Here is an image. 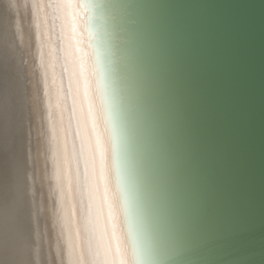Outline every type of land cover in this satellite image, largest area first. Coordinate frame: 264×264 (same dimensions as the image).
I'll use <instances>...</instances> for the list:
<instances>
[{"label": "water", "instance_id": "water-1", "mask_svg": "<svg viewBox=\"0 0 264 264\" xmlns=\"http://www.w3.org/2000/svg\"><path fill=\"white\" fill-rule=\"evenodd\" d=\"M77 2L130 264H264V0ZM47 5L56 14L55 0ZM55 14L56 76L75 135L79 62L76 89ZM87 137L96 205L70 143L87 264H105V253L116 264Z\"/></svg>", "mask_w": 264, "mask_h": 264}, {"label": "rangeland", "instance_id": "rangeland-1", "mask_svg": "<svg viewBox=\"0 0 264 264\" xmlns=\"http://www.w3.org/2000/svg\"><path fill=\"white\" fill-rule=\"evenodd\" d=\"M67 1V4L71 3V5H66L65 9L64 3L61 5L60 0H55L56 14L53 13L52 16L55 14L54 19H59V25L55 31L58 30L63 38L62 61L68 64V67L71 66L69 75L72 87L76 89L77 83L73 75L75 62L71 61L76 56L79 62L80 75L77 81L78 85H81V91L76 90L71 95L74 100L73 121L75 124L84 122V130H87L90 115L85 107L88 100L89 73L86 41L83 36L78 2L77 0ZM47 2L50 3V0H0V264H30L31 262L62 264L64 260L63 264H68L69 261L75 264L71 261L73 258L70 260V255L63 260L60 256L58 258L53 255L57 258L54 257L56 262L52 255L44 256L43 252H47L45 249L52 244L54 248L59 247L57 248L59 251L61 248H67V245L71 248L72 245L68 244L69 241L56 239L59 245L54 237L55 241L52 240L49 229L40 220L36 218L34 220V214L31 211L34 183L36 184V180L39 181L41 177L39 172L41 168L45 169L49 166L47 162L51 149L50 140L56 136L60 141L59 146H63L66 150L71 134L70 121L66 115L68 106L64 104L62 99L64 93L60 89L56 76L55 65L59 64V58L57 59V54H54V44L50 35L52 16H50L51 11L49 12ZM68 29H72L71 39L68 38ZM74 47H76L75 53ZM80 107L82 109L85 107V111L81 113ZM96 141L97 144L93 146L98 145V148L101 147L104 152L105 145L100 142L98 144V139ZM94 149L97 151L96 148ZM65 154L70 157L71 152ZM37 223L39 224L36 225ZM37 226H39L38 230ZM39 231L42 233L37 235ZM34 239H37L39 244ZM48 239L55 243L48 242ZM63 243L67 244H64L66 247ZM117 243L115 248L110 245L115 263L130 264L121 244L118 241ZM57 249L50 248L54 252H57ZM38 256L43 257V260ZM105 264H109L108 258Z\"/></svg>", "mask_w": 264, "mask_h": 264}, {"label": "bare ground", "instance_id": "bare-ground-1", "mask_svg": "<svg viewBox=\"0 0 264 264\" xmlns=\"http://www.w3.org/2000/svg\"><path fill=\"white\" fill-rule=\"evenodd\" d=\"M60 3L62 5L64 3V1L60 0ZM82 31H83V36L85 38V32H84V28H83V18H82ZM85 46L87 49L86 54H87V59H88V64H89V73H88V77H87V96H88L87 99L88 100H87V103L85 106L88 114L90 115V120L88 123L89 125L87 124V130H84V122H81V123L77 122V124L74 125V127L76 128L75 129L76 134L73 135L71 132L72 135L70 134V136L68 138V142L66 144V150L64 149L63 146H61V147L59 146L58 142L60 143V141L57 140L56 136L55 137L53 136V139L50 140L51 149L49 147L50 150H49L48 162H47L49 166L45 169H43V167L41 168V171H39V172H41V177L39 178V181L38 180H36L37 182L35 181L36 184L34 183L35 187L33 189L34 192L32 194V198H31L33 209L31 211L34 214L33 215L34 220H36V219L40 220L42 222V224L43 225L45 224L46 227L49 229L48 232L51 234L52 240H54V238H55V240L57 239L58 241H61V240H64L66 242L69 241L68 244L72 245V247L70 248L66 243H63V245L64 244L67 245V248L62 249L61 247L63 245H61V247H60L61 249L59 251V249H57L59 247H57V248L52 247V246H54L53 244L50 247L47 246L49 244H43V245L47 246V249H45V250H47V252H48V253L45 251L43 252V253H45L44 254L45 257H46V255L47 256L55 255V256H58V258L60 256V258H62V260H63L66 258V256L70 255V260H71V258H73V260H71V261H74L75 264H87L85 243H84L83 232L81 229V219H80V214H79V201H78L79 192L77 191L78 187H77V184L75 183V180H74V176H75L74 170L76 169V167H74V169H73V164L71 163V161L74 162V157H75V160H77V154H76L77 153L76 152L77 146L76 145H78L79 149H77V150H80V156L82 158L81 165H83V168L85 169V171L87 169L88 173H89L90 165L92 164V156L88 152L89 142H88L87 136H88V132H89V135H90L89 140H90V143L92 144L93 155H94L95 180H97L98 185H99L100 190H101L102 202H103V206H104V210H105V214H106L105 217H106L107 224L109 227L108 231H107V235H109V244L112 246V248H115V247H117V244H118L117 241H118L121 244L122 249L125 253L124 255L126 256V258L128 260L129 256L127 255L126 243H124V234H123L122 228L120 227L121 226L120 225L121 223L119 221L120 216L118 214L119 212H118L116 204L114 205V198L115 197H114V194L112 193L113 189H111V186H112L111 182L109 181L110 173H109V165H108V160H107L108 158H107V152H106L107 151L106 149L108 146L107 145V139H106V135L103 133L104 132L102 129L103 127L101 126L102 121H101L100 116L98 114L97 99H96L94 90L92 88V85H93V75H92L93 64H92V60H91L90 53H89L88 47L86 45V42H85ZM97 139H98V144L101 143V144L105 145V146H103L104 152H103V149H101V147H100L101 150L98 148L99 147L98 145L93 146V144H97V141H96ZM71 141L74 144V146H76L75 152H74V157H73V152H72V155H70V157L66 156V154H65V153L71 152V150H70L71 149V147H70ZM94 141H96V143H94ZM94 148H96L97 151ZM78 154H79V152H78ZM79 159H80V157H79ZM90 160H91V162H90ZM77 167H78V172H79L78 164H77ZM91 169H93V164H92ZM93 178H94V176L92 177V170H91V174L89 173L87 188H88L89 193H90V198L92 197L91 201L93 199L94 203L96 205V199H95L96 193L94 191ZM36 179H38V178H36ZM91 194H92V196H91ZM95 208H94V210H95ZM38 224L39 223H37L36 225H38ZM21 225H22V223H21ZM25 225H27V224H25ZM111 225H112V228H110ZM22 227L24 228V226H22ZM37 227H38L37 228V230H38L39 226H37ZM40 229L42 230V228H40ZM44 231H46V230L44 229ZM99 231L101 232L100 229H99ZM39 232L40 233H38L37 235L42 233L41 231H39ZM34 233H35V231H34ZM44 234H46V233H44ZM95 234L98 238V232L96 229H95ZM99 235L101 237H103L102 233L101 234L99 233ZM39 237H38V239H39ZM36 238H37V236H36ZM26 240H27V238H26ZM40 240L42 241V238ZM52 240H49L48 242H54L55 241V240L54 241H52ZM57 240H56V242H58ZM37 242H38V240H37ZM38 244H39V242H38ZM58 244H59V242H58ZM35 246H38V245L36 244ZM101 246H102L101 249L103 250V254H104L106 252V247L104 245H101ZM41 247L44 248L45 246L41 245ZM68 247H69V249H68ZM35 248H37V247H35ZM50 248L51 249H57V252H54V250L53 251L50 250ZM37 249H36V252H37ZM39 249H41V248H39ZM39 253H41V252H39ZM34 254H35V252H34ZM41 255H42V253H41ZM55 256H53V258ZM38 257H40V256H38ZM104 257H106V256L104 255ZM35 258L36 257H34V259ZM50 258H49V260H50ZM53 258H51V259H53ZM55 258H54V261L56 262ZM41 259L43 260V257ZM67 259L69 260V258H67ZM106 259H107V257H106ZM49 260H47V261H49ZM42 262L43 261H41V263ZM51 262H53V261H51ZM63 262H62V264H63ZM39 263H40V261H39ZM69 263L71 264L73 262L69 261ZM30 264H35V263L31 262ZM56 264H57V262H56ZM59 264H61V263L59 262Z\"/></svg>", "mask_w": 264, "mask_h": 264}, {"label": "snow or ice", "instance_id": "snow-or-ice-1", "mask_svg": "<svg viewBox=\"0 0 264 264\" xmlns=\"http://www.w3.org/2000/svg\"><path fill=\"white\" fill-rule=\"evenodd\" d=\"M105 43L102 41L98 44V58L101 61V71L102 74H104V67H103V56H104V48H105ZM119 124V121H118ZM121 159L123 162V167H124V173L126 176V192L128 194V196L131 198V200L133 201L134 207H136V191L135 188L131 182L130 176L128 174V170H127V166H126V162L124 160V155L123 152L121 153Z\"/></svg>", "mask_w": 264, "mask_h": 264}]
</instances>
